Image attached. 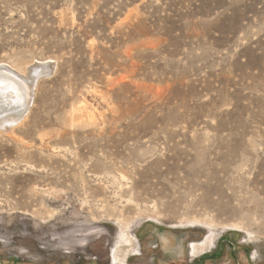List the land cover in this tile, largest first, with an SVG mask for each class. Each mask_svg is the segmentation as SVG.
Wrapping results in <instances>:
<instances>
[{
  "label": "rangeland",
  "instance_id": "374dc122",
  "mask_svg": "<svg viewBox=\"0 0 264 264\" xmlns=\"http://www.w3.org/2000/svg\"><path fill=\"white\" fill-rule=\"evenodd\" d=\"M0 65V264H264V0H0Z\"/></svg>",
  "mask_w": 264,
  "mask_h": 264
},
{
  "label": "bare ground",
  "instance_id": "6f19581e",
  "mask_svg": "<svg viewBox=\"0 0 264 264\" xmlns=\"http://www.w3.org/2000/svg\"><path fill=\"white\" fill-rule=\"evenodd\" d=\"M2 66H4V65H2ZM4 68H6L7 70H9V71L13 72L14 74H16L22 80V82L24 84L21 85V86L20 85H17V84H14L13 85L14 95L12 93H9V92L7 94H3L2 93V89L4 91H6L7 90V87L0 89V128L1 127L4 128L3 125L5 126V124L6 125L9 124L10 122H12L11 120L14 117H18V115H19L18 113L20 112V110H19L20 108H19V106L18 107L15 106V104L17 103V101L14 99V97L17 96L19 99L23 98V96H24V98L25 97H28L29 96V89H30V86L28 85V81H27L28 79L25 77L26 75L24 76L22 74H19L18 72L14 71V70L6 67V66H4ZM39 69H41V68L39 67L38 70ZM34 72H37V70H34ZM0 81H1V83H5L6 85H9L8 82H2V81H7L6 79L0 78ZM8 100L11 101V102H9V104H10L9 107L2 106V103L6 102ZM28 101L29 100L27 98L26 102H28ZM12 104H14V105L11 106ZM27 109H28V107H27Z\"/></svg>",
  "mask_w": 264,
  "mask_h": 264
},
{
  "label": "water",
  "instance_id": "95a60500",
  "mask_svg": "<svg viewBox=\"0 0 264 264\" xmlns=\"http://www.w3.org/2000/svg\"><path fill=\"white\" fill-rule=\"evenodd\" d=\"M0 78L2 79H6L7 81H2V82H8L9 85H6L5 83H1L0 81V89L2 88H6L7 87V90L4 91L2 89V93L3 94H7L8 92L9 93H12L14 95V88H13V85L14 84H17V85H23L24 83L22 82V80L16 75L14 74L13 72L7 70L6 68H4V66L0 65ZM29 100V96L28 97H25L23 96V98L19 99L17 96L14 97V99L17 101V103L15 104L16 107L19 106V114L22 115V113H24V111L26 110V107H27V103L26 100ZM9 102L11 101H6L4 103H2V106H5V107H9ZM14 104H12L11 106H13Z\"/></svg>",
  "mask_w": 264,
  "mask_h": 264
}]
</instances>
